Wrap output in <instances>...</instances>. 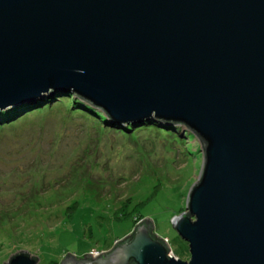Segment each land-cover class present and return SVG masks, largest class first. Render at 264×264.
<instances>
[{
    "label": "water",
    "instance_id": "obj_1",
    "mask_svg": "<svg viewBox=\"0 0 264 264\" xmlns=\"http://www.w3.org/2000/svg\"><path fill=\"white\" fill-rule=\"evenodd\" d=\"M57 91L119 124L184 126L203 156L173 218L189 260L145 218L63 264H264V0H0V112Z\"/></svg>",
    "mask_w": 264,
    "mask_h": 264
},
{
    "label": "rangeland",
    "instance_id": "obj_2",
    "mask_svg": "<svg viewBox=\"0 0 264 264\" xmlns=\"http://www.w3.org/2000/svg\"><path fill=\"white\" fill-rule=\"evenodd\" d=\"M70 95L48 93L0 115V264L22 250L37 264L97 258L133 232L135 217L149 218L170 252L189 260L173 218L200 174L199 140L160 120L150 129L102 119Z\"/></svg>",
    "mask_w": 264,
    "mask_h": 264
},
{
    "label": "trees",
    "instance_id": "obj_3",
    "mask_svg": "<svg viewBox=\"0 0 264 264\" xmlns=\"http://www.w3.org/2000/svg\"><path fill=\"white\" fill-rule=\"evenodd\" d=\"M62 92H64V91H57V92H55V93H52L53 95H56V94H59V93H62ZM70 96H73V97H70ZM67 99H71V102H73L74 103V100H75V96L74 95H70ZM49 97H47L46 99H48ZM50 99V98H49ZM50 100H52V99H50ZM76 101V103L77 104H83L81 101H78V100H75ZM26 107V105L24 104V105H21V106H19V107H17V108H15L14 110H11V111H8V112H0V115L2 116V119H5V118H9V117H11V116H13V115H15L16 113H18V112H20V110H23L24 108ZM87 109H90V110H92L93 112H96V114L100 117V118H102V119H105V115H104V113H102L101 111H99V110H97L96 111V109H94L93 107H89V106H87L86 107ZM144 122H147V123H151V127H150V129L151 128H153V129H156V128H160L159 127V121H157V120H155V119H146V120H144ZM133 124L134 123H131L129 126H133ZM169 125H171V124H169ZM130 128L129 127H127V130H129ZM138 129V128H137ZM136 129V130H137ZM170 131H172V132H174L172 129H169ZM177 133V132H176ZM189 137H191V138H194L195 137V135L194 134H190V136ZM145 221H149V220H145V219H142L141 217L139 218V217H135L134 218V230H133V232L132 233H130L128 236H126L125 238H123V239H120V240H118L117 242H116V244L113 246V248L111 249V250H113L116 246H118L119 244H121L122 242H124V241H127V240H130L131 238H132V236L134 235V232H135V230H136V228L140 225V224H142V223H144ZM152 233L156 236V237H158L159 239H161L163 242H165L166 244H167V242H166V240H165V238H162V237H160L158 234H156V232H155V230H154V227H153V224H152ZM167 246H168V244H167ZM169 247V246H168ZM170 249V248H169ZM110 250V251H111ZM110 251H108V252H110ZM107 252V253H108ZM33 257H35V258H37L35 255H33ZM38 259V258H37Z\"/></svg>",
    "mask_w": 264,
    "mask_h": 264
},
{
    "label": "flooded vegetation",
    "instance_id": "obj_4",
    "mask_svg": "<svg viewBox=\"0 0 264 264\" xmlns=\"http://www.w3.org/2000/svg\"><path fill=\"white\" fill-rule=\"evenodd\" d=\"M69 264V263H68Z\"/></svg>",
    "mask_w": 264,
    "mask_h": 264
}]
</instances>
